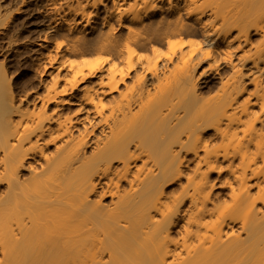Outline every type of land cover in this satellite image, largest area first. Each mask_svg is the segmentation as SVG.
<instances>
[{
  "label": "bare ground",
  "instance_id": "1",
  "mask_svg": "<svg viewBox=\"0 0 264 264\" xmlns=\"http://www.w3.org/2000/svg\"><path fill=\"white\" fill-rule=\"evenodd\" d=\"M32 1L0 5L42 48L20 97L0 65V264H264V0Z\"/></svg>",
  "mask_w": 264,
  "mask_h": 264
},
{
  "label": "rangeland",
  "instance_id": "2",
  "mask_svg": "<svg viewBox=\"0 0 264 264\" xmlns=\"http://www.w3.org/2000/svg\"><path fill=\"white\" fill-rule=\"evenodd\" d=\"M16 1L17 0H6V1L0 0V5H3V6L5 5L4 7L7 6L9 8L11 7V9H12V7L14 6L13 3H15ZM26 1L27 2L25 4H26L27 8H25V9L27 11H24V13L22 12L21 15H18L15 17V18H17L18 22H20V23L22 20H23L22 23H24V22L30 23L32 21H35L34 17L37 16V14H35L36 13L35 10L33 11L34 12L33 14L31 12L32 11L31 9H35V7L29 8V7H33V5H32L33 1L32 0H26ZM4 2H6V3L4 4ZM29 12L32 14V16H31V14L29 15ZM35 19L37 20L38 16H37V18L35 17ZM14 20H13V24L16 23V19H14ZM28 20H30V21H28ZM18 22H17V25L15 24L16 26L20 25V23H18ZM35 23H36V21H35ZM10 24L12 25V21L9 23V25ZM32 24H34V22ZM5 33H7V32L5 31V32H2V34H0V65H3V67L5 69L6 76H7L6 81H7V83H9V87L11 86L10 87L11 90L14 91L13 95L17 94L16 97H18V96L20 97V95H22V92L25 91L26 88L28 89L29 86H31L35 81L34 66L36 65L35 62L38 59V54L41 52V49H42L41 44H40L41 41H39L37 39L38 33L29 32L30 34L28 35V32H27L28 36L26 35V33L24 34V36L27 38H25V40H23L22 43L19 44L17 47H14L12 50L7 52L4 49L5 48V40L3 39V37H4L3 35Z\"/></svg>",
  "mask_w": 264,
  "mask_h": 264
}]
</instances>
